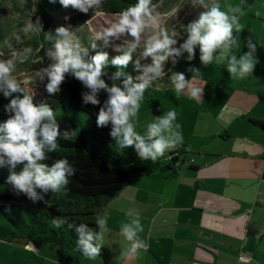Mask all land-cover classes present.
I'll return each mask as SVG.
<instances>
[{
  "label": "clouds",
  "instance_id": "clouds-1",
  "mask_svg": "<svg viewBox=\"0 0 264 264\" xmlns=\"http://www.w3.org/2000/svg\"><path fill=\"white\" fill-rule=\"evenodd\" d=\"M56 2L83 13H88L91 9L93 14H105L101 7L104 0H49V3ZM191 4L201 11L195 19L181 26L186 38L179 44L175 38L176 32L162 26V13L158 11L157 0H135V3L113 13L116 19L107 25H101L90 37L92 49L111 46L119 53L110 61L107 51L97 50L90 54L89 47L81 42L79 30L71 25L56 27L53 35L50 31L42 32L41 19L36 16L35 20L25 18L20 31L29 36L42 34L45 41L52 42L45 53L51 63L35 72L37 80H46L44 88L48 94L59 92V85L64 81L65 74H70L82 82L86 89L81 93L82 103L100 104L96 115L97 127L111 126L109 136L114 141L115 148L120 151L132 148L141 160L156 162L183 142L175 107H170L147 121L143 125V132L138 130V113L145 92L165 76L166 61L175 66L184 53L187 55L183 58L192 61L198 49L202 65L214 62L223 64L230 78L238 80L250 77L257 63L256 39L245 38L244 46L247 51H240L238 33L241 29L240 18L244 14L240 4L222 6L221 0H191ZM255 15L260 17L264 12L257 8ZM146 33L147 39L141 45V38ZM122 37L130 39L113 43ZM15 38L20 40L19 35ZM97 40L101 42L100 45L96 43ZM4 47L11 49V44L0 41V57L4 56ZM138 47L143 48L139 53L140 58H150L151 63L142 66L139 59L133 61V71L138 75L130 78L124 74V69L133 60ZM31 52V47L25 48L22 53L11 49L8 58H0V94L9 98L4 105L7 118L0 121V168H7L6 183L15 194L23 193L35 202L43 199V193L60 191L75 172L69 159L64 156L54 159L50 165L43 162L48 159V153L58 150V137L68 140L75 133L60 128L57 113L49 104H34L33 95L25 91L13 74L17 60L27 59ZM109 64L117 66V70L109 76L112 81L110 84L102 78L108 75ZM186 71L192 73L190 78H186L185 72L170 71V86L177 95L187 93L193 98H202V85L206 81L202 78L200 69L189 65ZM24 79L33 80L34 77L24 75ZM133 79L138 83H134ZM101 91L106 93L103 102L98 98ZM37 189H40L39 193ZM128 214L136 218L120 226L123 237L131 242L125 255L136 254L147 248L145 240L138 235L143 230L139 214L131 209ZM106 221V216L96 219L99 229L96 232L84 224L75 227L76 250L85 260L97 259L103 233L108 231ZM64 222L63 219L54 218L52 225L59 227ZM69 227L72 225L69 224Z\"/></svg>",
  "mask_w": 264,
  "mask_h": 264
},
{
  "label": "rangeland",
  "instance_id": "rangeland-1",
  "mask_svg": "<svg viewBox=\"0 0 264 264\" xmlns=\"http://www.w3.org/2000/svg\"><path fill=\"white\" fill-rule=\"evenodd\" d=\"M221 3L222 6L240 4L243 8L244 14L240 18L241 29L238 33V37L239 39L241 38L240 51H247V48L244 46L245 38L251 37L257 41L258 36L262 32L264 15L257 17L255 12L257 8H260L261 11L264 12V1L242 0L241 2V0H221ZM157 5L158 11L162 13V26L176 32L175 38L179 44L186 38V34L183 32L181 26L195 19L201 9L194 7L191 4V0H162ZM36 9V0H8L0 9V27L3 33L2 41L9 42L11 44V49H15L20 53L27 48L25 42L28 39L34 38L37 43L35 47L29 46L32 48V52L28 54L27 59L23 61L17 60L16 70L13 74L16 75L19 82L23 83H38L39 80L35 78V72L39 68L46 67L51 63L50 58L45 54L46 49L51 47V44L45 43L43 35L29 36L20 31L25 22V18L31 17L35 20L37 14ZM72 10L73 9L69 7L61 8L55 15L54 24H59L57 23L58 20H62L64 25L69 22ZM85 15L86 13H83V17ZM66 17L67 19H65ZM114 19H116L114 15L94 14L77 27L81 42L86 47H89L90 54H94L97 50L107 51L109 53V61L113 57L111 51H113L114 56L119 54L111 46L102 49H92L90 47L92 42L90 37L94 32L99 30L101 25H107ZM17 35L20 36V40H16L15 37ZM147 35L148 33L142 36L141 45H143L144 40L147 39ZM234 35H236V33H234ZM124 39H130V37H122L120 40L114 41L113 43H122ZM96 43L100 45L101 42L97 40ZM11 49L4 47L2 49L4 56L0 58H8ZM142 51L143 48L138 47L133 56V60L130 61L124 69V74L130 78H133V76L137 74L132 68L133 61L139 59L142 66L151 63L150 58H140L139 53ZM186 55V53L183 54V56ZM183 56L177 61L175 66H173L170 61H166L164 68L166 73L165 76L150 86L156 90L166 92V94L153 98L144 96L141 110L138 113V130L143 132V125L147 121L161 115L168 108L175 107L177 111V122L180 124V130L183 134V142L180 146H184L186 150L191 151L197 156L204 151L210 152L216 147H219L218 138L219 136H223L221 135L220 122L216 119V116L219 115L218 118L222 120L223 113L213 111L206 105H210L217 99H220L219 86L221 77L224 75L225 66L215 62L207 66L202 65L199 60L198 49L192 61H186ZM189 65L199 68L202 78L206 81V83L202 85V98H193L187 93L177 95L174 88L170 86V71L185 72L186 78H190L192 73L186 71ZM108 66L117 69V66L111 64ZM24 75H32L34 79L25 80ZM251 114L253 117H264V110L260 109V111H255V113ZM73 115L78 116L76 112H74ZM81 117L80 120L83 121ZM126 155L137 156L134 149L129 150ZM163 159L164 156L158 158L155 163L159 164ZM153 185H155V183L149 182L145 178L135 179L116 199L111 200L106 206L103 216L107 217L106 225L108 231L103 233L101 247L114 253L115 257L112 261H88L80 254H75L52 243H45L39 247H35L31 243L24 244L20 240L4 241L0 239V264H153L149 253H152V249H156L157 246L153 240H150V237L163 231L160 224L162 221L161 217L154 224H152V219L149 218V215L156 210L158 206L157 196L159 195V191ZM212 202L221 205H225L226 203L216 198H214ZM130 209L139 214L143 230L138 235L145 240L147 248L139 250L136 254L125 255L128 245L131 242L123 237L120 232V226L122 223L129 222L131 219L136 218L128 214ZM213 210L217 211L219 209ZM214 211H212L213 214L216 213ZM262 212L264 213V208ZM250 213L251 211L249 214ZM194 216L195 218H199V215ZM215 217L214 215L205 216V218H207V220L209 219L214 225L217 219ZM260 235H262V233L259 232L257 236H248L247 244L241 246V248H243L244 251L255 250L257 254L259 252L264 256V237ZM240 255L245 258L246 262L253 258L246 253H241Z\"/></svg>",
  "mask_w": 264,
  "mask_h": 264
},
{
  "label": "crops",
  "instance_id": "crops-1",
  "mask_svg": "<svg viewBox=\"0 0 264 264\" xmlns=\"http://www.w3.org/2000/svg\"><path fill=\"white\" fill-rule=\"evenodd\" d=\"M257 43V63L250 77L232 79L225 68L220 99L206 105L223 113L222 120L216 116L223 135L219 147L197 156L189 151L195 171L181 169L166 179L139 177L155 183L159 191L157 209L149 215L152 224L161 217L163 229L150 237L157 246L148 252L153 264H264L259 252L241 248L248 236L260 232L264 237V131L249 122H264V117L251 114L264 110V26ZM214 198L225 205L212 202ZM206 215L216 216L215 225ZM110 252V259L96 260L112 261L115 256ZM241 253L253 258L239 261Z\"/></svg>",
  "mask_w": 264,
  "mask_h": 264
},
{
  "label": "trees",
  "instance_id": "trees-1",
  "mask_svg": "<svg viewBox=\"0 0 264 264\" xmlns=\"http://www.w3.org/2000/svg\"><path fill=\"white\" fill-rule=\"evenodd\" d=\"M6 1L8 0H0V9ZM160 1L162 0H157V4ZM133 3L135 0H104L101 7L105 14L112 15ZM36 7V16H39L42 21L43 31H50L55 35V28L64 24L62 20H58L57 25L53 21L56 13L64 7L58 2L49 3V0H36ZM69 8L73 10L70 21L65 26L71 25L77 28L94 15L91 9L83 17V12L71 6ZM2 35L0 27L1 41ZM45 43L51 44L52 42L45 41ZM36 44L34 38L25 42L27 47H35ZM111 55L114 56L113 51ZM107 68L108 75L102 78L110 84L112 81L109 76L117 69L111 66ZM133 82L138 83L135 79ZM20 83L25 91L33 95L34 104L47 103L56 111L62 130L69 129L75 133L68 140L58 137V150L48 153V159L43 162L50 165L54 159L64 156L69 159L75 172L60 191L43 193V199L33 202L25 194H15L12 191L10 185L6 183L7 168H0L1 240H20L24 244L31 243L35 247L52 243L75 254H80L76 250L75 227L84 224L93 232L99 231L96 219L103 215L108 202L134 179L143 176L152 179L158 177L166 179L177 176L181 169L189 171L197 169V166L189 159L191 153L184 146H178L170 154L166 153L159 164L141 160L138 156H127V152L132 148L123 151L116 149L114 141L109 136L111 126L97 127L96 115L100 104H83L81 93L86 89L82 82L70 74H65V79L59 85L60 90L56 94L46 92L44 88L46 80L38 83ZM165 94L166 92L150 87L146 90L145 97H160ZM98 98L103 102L106 99V93L101 91L98 93ZM8 99L0 94V121L7 118L8 114L4 111V105L8 103ZM74 112L78 116H74ZM249 122L264 131L263 121L250 119ZM37 192L39 193L40 189H37ZM54 218L63 219L65 222L59 227H54L52 225ZM69 224L72 227H69ZM98 257L108 260L112 254L101 247Z\"/></svg>",
  "mask_w": 264,
  "mask_h": 264
},
{
  "label": "built area",
  "instance_id": "built-area-1",
  "mask_svg": "<svg viewBox=\"0 0 264 264\" xmlns=\"http://www.w3.org/2000/svg\"><path fill=\"white\" fill-rule=\"evenodd\" d=\"M238 260H239V261H245V258H244L243 256L239 255V256H238Z\"/></svg>",
  "mask_w": 264,
  "mask_h": 264
}]
</instances>
